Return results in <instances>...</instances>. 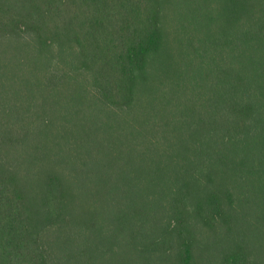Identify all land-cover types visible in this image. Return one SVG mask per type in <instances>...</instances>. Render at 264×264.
Returning a JSON list of instances; mask_svg holds the SVG:
<instances>
[{"label": "trees", "instance_id": "1", "mask_svg": "<svg viewBox=\"0 0 264 264\" xmlns=\"http://www.w3.org/2000/svg\"><path fill=\"white\" fill-rule=\"evenodd\" d=\"M191 56L167 0H0V264H264V0Z\"/></svg>", "mask_w": 264, "mask_h": 264}, {"label": "rangeland", "instance_id": "2", "mask_svg": "<svg viewBox=\"0 0 264 264\" xmlns=\"http://www.w3.org/2000/svg\"><path fill=\"white\" fill-rule=\"evenodd\" d=\"M221 0H167L164 33L168 51L191 56L215 28Z\"/></svg>", "mask_w": 264, "mask_h": 264}]
</instances>
